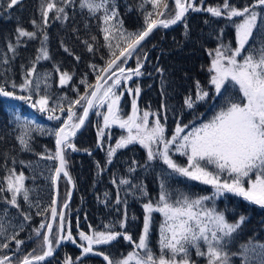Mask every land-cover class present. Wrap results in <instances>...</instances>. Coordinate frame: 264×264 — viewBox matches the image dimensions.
<instances>
[{"label": "trees", "instance_id": "obj_1", "mask_svg": "<svg viewBox=\"0 0 264 264\" xmlns=\"http://www.w3.org/2000/svg\"><path fill=\"white\" fill-rule=\"evenodd\" d=\"M46 1L50 2L0 0V86L6 84V88H15L18 93L28 96L38 92L36 96L48 98L36 103L37 116L26 101L0 97L1 259L36 251L40 243L34 244L35 237L43 234L54 208L56 127L61 124L59 121L54 125L47 119L44 125L42 122L48 115L42 105L60 113L65 107L71 109L82 102L109 61L143 34L149 24L163 15L172 17L176 10L173 0H102L96 9L91 0H57L66 10L64 15L53 3L52 10L43 7ZM206 3L205 7L217 8L221 13L191 10L186 21L171 28H155L145 42L148 54L144 56L146 62L141 70L144 77H140L142 101L152 103L157 109L164 108L174 123L181 118L188 121L185 118L191 112L195 118L205 106L213 114L223 111L227 104L245 101L239 85L226 82L217 97L212 99V91L202 103L189 106L191 98H196L209 83L207 50L221 43L229 47L236 44L235 25L227 11L219 8L222 3L228 8L253 10L258 14L245 49L250 51L251 62L264 57L263 3L258 0H206ZM45 11L50 12L48 17ZM111 11L117 19L110 15ZM43 49L46 60L39 56ZM134 65L137 66L132 61L128 68ZM61 73L64 74L61 76ZM66 73L73 77L69 82L64 77ZM21 83L27 84L26 92L19 89ZM81 133L71 142L70 153L65 155L66 170L74 183V195L64 213L65 222L74 229L91 225L120 234L111 243L99 245V254L83 256L81 264H119L140 240L151 247L162 244L165 240L162 229L157 231L144 223L142 207L152 197L172 200L179 196L178 200L182 201L187 196L211 193L208 185L190 180L179 171L168 170L160 158L146 162L145 152L134 145L118 148L113 155L103 146L91 152L98 143L97 126ZM14 174L24 176L21 185L12 186L10 178ZM69 178L66 174L62 176L60 181L65 185H59V192L71 191ZM234 197L228 202L229 218L242 207L247 219L234 235L230 236L231 231L222 235L223 254L214 256L213 261L264 264V228L259 225L262 213L251 206L252 212L247 213L244 202V206L234 205L242 201L238 200L241 197ZM196 242L197 247L185 242L182 253L189 257H209L211 249L218 250V246L208 247L202 238ZM72 248L76 249L68 242L65 245L68 252L62 247L52 264L68 261ZM73 256L80 257L81 251L76 250Z\"/></svg>", "mask_w": 264, "mask_h": 264}, {"label": "rangeland", "instance_id": "obj_2", "mask_svg": "<svg viewBox=\"0 0 264 264\" xmlns=\"http://www.w3.org/2000/svg\"><path fill=\"white\" fill-rule=\"evenodd\" d=\"M14 1L17 0H12V2ZM177 1L179 5L186 6V13L181 21L187 20L186 15L191 10L198 8V10L206 11L208 8H212L205 7L208 5L206 0ZM99 2L101 4L102 0H91L93 9L99 7ZM258 2L264 4V0H258ZM52 3V6H57L61 13L66 14V10L62 5L57 4V0L46 1L43 7L50 8ZM173 4H175L174 0ZM226 6L225 3H222L219 8L227 11L226 14L233 20L236 44L229 47V45L221 43L207 50L210 59L207 68L210 73L209 83L207 88L201 90L196 98H191L189 106L194 107L196 103H202L212 91V99L217 97L226 82H235L239 85L245 100L243 103L227 104L223 111L217 110L213 114L207 112L209 107L205 106L195 118L191 112L185 118L188 121L181 118L176 123L171 122L164 108L157 109L152 103L142 101L141 78L144 73L140 71L138 76L141 78L130 80L132 75L125 71L126 64L129 66L132 61L136 62L138 69L145 65L146 58L144 56L148 54L145 42L149 38L146 36L141 43H136L141 34L134 38V41L121 51L122 53L108 62L107 66L103 68L102 83L96 89V82H94L91 89L85 93L82 102L76 103L71 109L65 107V109L59 110L60 113L52 112L50 111L52 107L42 105L48 115L42 122L44 125L49 120L54 125L60 121V126H62L67 120L65 126L72 133L83 119L85 105L94 94L92 108L81 131L85 132L97 126L98 143L95 148H89L92 149L91 152H95L97 148L103 146L113 155L118 148L134 145L135 148L139 147L145 152L146 162L151 163L154 159L160 158L164 164L162 165L168 170L179 171L182 176L211 188L209 194L187 196L182 201L178 200L179 196L172 200H166L159 196L158 198L152 197L151 201L146 202L144 206L142 203L141 207H145H142V210L146 227L155 228L157 231L161 228L165 240H162V244L160 242L157 246L152 247L145 241L135 242L133 250L126 253L123 259L118 261L119 264L133 263V261L137 264H223L221 261H213L214 256L220 257L224 251L223 241L220 238L229 231H231L230 236L234 235L247 219L245 209L242 207L237 209L238 211H233L229 218L228 202L235 198L234 196L241 197L238 200H242L234 205L244 206L242 204L244 202L247 213L252 212L251 207L257 208L259 214L262 213L259 225L264 228V57L251 62L250 51L245 49L246 42L252 37V30L258 14L253 10L249 12L246 9L238 10ZM213 10L217 14L221 13L217 8ZM49 13L46 12V16ZM111 14L114 19H117L114 12L111 11ZM177 14L176 6L175 14L172 17L168 18L164 15L160 17L167 25L176 21ZM238 15L240 16L237 17ZM153 24H149L144 29L146 30ZM39 56L46 60V50H41ZM113 62L115 65L110 69L109 66H112ZM134 67L135 65L132 66V68ZM62 74L64 73H61V76ZM64 77L68 79L66 82L73 78L68 73ZM28 79L31 80L29 77ZM5 86L6 84L0 86V97L26 101L27 106L34 111H32L33 115H37L36 103L48 99L41 94L36 96L38 92L27 96L26 93H18L15 88H6ZM26 87L25 83L19 85L21 92H26ZM135 105L137 110L132 114ZM59 127H56L57 132ZM74 138L65 140L62 144L61 152L65 165L67 163L65 155L70 153L69 146L71 142H74ZM72 145L74 148L75 143ZM58 163L57 158V167ZM57 167L54 172L55 176ZM63 175L65 174L62 173L57 182L61 186L65 185L60 181ZM23 179V175L14 174L11 176L10 182H12V186L14 184L21 185ZM59 185L57 213L61 214V210L66 205L67 210L69 203L67 201L74 194L68 190L66 193L59 192ZM221 200L223 201L221 202ZM62 216L63 219L60 220L61 216L58 215V220L56 219L52 230L48 233V242L52 251L56 248L62 251V247L67 251L65 245L68 242L70 246L76 247V249L70 250L73 254H76V250L81 251L80 257L74 258L73 254L67 256L66 259L72 261L71 264H81L83 256L99 254L97 250L99 245L109 244L120 236L117 232L104 228L99 229L91 225L86 229L82 226L79 230L81 226L78 227L76 224L78 228L74 229L71 224L65 222L64 213ZM47 225L48 223L44 227L46 229L43 234L40 237H35L34 244L37 241L40 243L36 251L28 250L22 253L23 256H16L12 259L0 258V264H14L16 259L17 264L24 261L33 264L34 259L40 258L46 252ZM197 238H202L206 245L208 243V247L218 246V250L211 249L212 255L209 257H203V255L189 257L182 253L183 246L187 242H191L197 247ZM198 251L199 248H197ZM54 260H56L55 254H52L46 261L37 264H52ZM66 262L64 261L62 264H66Z\"/></svg>", "mask_w": 264, "mask_h": 264}, {"label": "water", "instance_id": "obj_3", "mask_svg": "<svg viewBox=\"0 0 264 264\" xmlns=\"http://www.w3.org/2000/svg\"><path fill=\"white\" fill-rule=\"evenodd\" d=\"M175 2V6H177L178 8V14H177V17L176 18V22L174 21L172 24H165V22L163 20H156V22H154V24L150 27H148L146 30H144L143 34L138 37L137 39L139 41H136V43H141L142 42V39H144L151 31L154 30V28L157 26V27H164V28H171L173 26H176L177 23H179L181 20H183L184 18V15L186 13V6L185 5H179L178 1L177 0H174ZM209 9H207L206 11H208ZM211 12L213 11L212 9L210 10ZM115 62V61H114ZM114 62H113V65L112 66H109L110 68L114 66ZM108 67V68H109ZM98 84H96V89L98 88ZM96 91V90H95ZM94 91V93H95ZM94 100V94L91 96V98L89 99V101L87 102V104L85 105V109H84V112H83V116L80 121V123L77 125V127L75 128L74 132H70L69 130H67L65 127L66 125V121L64 122V124L58 129V132H57V137H56V140H57V145H58V167H57V170H56V176L54 178V184H55V202H54V208L52 209V212L50 214V220L48 222V225H47V228H48V232L45 236V239H46V252L40 256V258L37 257V259H34L33 260V264H37L41 261H46V259L48 257H50V255L52 254H56L58 252L59 249H55L54 251H52L50 249V245H49V242H48V233L52 230V226L54 224V222L56 221L57 219V211H58V200H59V195H58V180H59V177L61 176L62 173L66 174L67 177L69 178V174L67 173V170H66V165H65V162L63 161V154L61 152V148H62V144L65 140H68V139H72L74 138V136H76L78 133H80L82 130H83V127H84V124L85 122L87 121V117L89 115V112L91 110V105H92V102ZM136 107L137 106H134L133 109H132V114L135 113V110H136ZM70 179V178H69ZM70 183L72 185V190L71 192H73L74 190V183H72L71 179H70ZM72 195L70 196V198L68 199L67 202H69V200L71 199ZM67 206V205H66ZM66 206H64V208L61 210V214H59L61 216L60 220L63 219V216L62 214L65 213L66 211ZM20 264H29L28 262L24 261Z\"/></svg>", "mask_w": 264, "mask_h": 264}, {"label": "flooded vegetation", "instance_id": "obj_4", "mask_svg": "<svg viewBox=\"0 0 264 264\" xmlns=\"http://www.w3.org/2000/svg\"><path fill=\"white\" fill-rule=\"evenodd\" d=\"M142 70V68L138 69L137 66H135L134 68H126L125 71H127V73H129L130 75L132 74H136L139 75L140 71ZM124 71V72H125ZM131 80V79H130ZM72 261H69V264H71Z\"/></svg>", "mask_w": 264, "mask_h": 264}, {"label": "bare ground", "instance_id": "obj_5", "mask_svg": "<svg viewBox=\"0 0 264 264\" xmlns=\"http://www.w3.org/2000/svg\"><path fill=\"white\" fill-rule=\"evenodd\" d=\"M130 63H131V62H130ZM126 66L129 67L128 64H126ZM102 75H103V74H102ZM102 78H103V77H100V78L98 79V81H97L95 84L100 85V84L102 83V82H101ZM136 110H137V107H136ZM136 110H135V111H136Z\"/></svg>", "mask_w": 264, "mask_h": 264}]
</instances>
